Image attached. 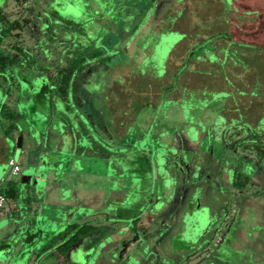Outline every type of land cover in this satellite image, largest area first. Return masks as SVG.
Here are the masks:
<instances>
[{
    "label": "rangeland",
    "instance_id": "374dc122",
    "mask_svg": "<svg viewBox=\"0 0 264 264\" xmlns=\"http://www.w3.org/2000/svg\"><path fill=\"white\" fill-rule=\"evenodd\" d=\"M153 1L29 0L31 10H24L22 15V12H17L9 16L12 20L20 22L18 42L22 49L26 50V59L31 63L23 71L16 70V85L8 100V104L14 110L15 97H18L17 87L20 86L22 96L19 99L22 105L18 104V107H21L24 116L16 122L17 133L12 131L8 134L9 144L5 153L18 160L20 171L16 175L9 176L7 165H1L4 167L2 189L9 182L17 185L16 180L20 181L24 175L29 176L31 170L35 173L33 177L40 176L42 179L39 182L46 183L47 172L57 161H59V167L56 173L59 178L63 173L76 170V175H73L74 181L78 188L82 187L76 192V204L83 206V201L90 192L86 207L87 210L90 207V211L97 213L91 217V222L80 220V212L73 215L71 220H79L78 225H91L94 228L89 234L80 236L65 251L61 252L58 248L60 256L58 264H264V256L251 259L256 242L250 239L255 235L264 239V229L258 228V212L260 214L264 212V118L259 122L262 126L256 128H247L242 120H237L236 126H234L235 121H232L230 125L233 127L215 128L221 134L218 135L210 150L209 145L204 144L206 142L202 137L205 136V132L203 131L200 137L204 143L197 144L198 140L194 141L196 138L189 135L191 131L188 125L193 123L195 125V119L200 116V112L203 117H209L211 109H205L206 111L202 112V108L209 103L215 104L214 111L221 110L223 104L224 106L236 104L235 89L231 90V95L217 93V91L206 93L200 90L197 96H193L189 91L188 97L181 105V109H184L182 113L179 112L180 105L177 106V103H172L169 108L164 102V95L169 92H173L172 96L176 97L175 91L181 84L189 87L195 86L196 82L198 85L202 84V80L193 74H185L183 78L179 76L180 69L187 66L190 58L196 59L199 63L194 64V69L186 68L187 72L200 75L201 71L198 70L202 68V64H206L204 58H207L210 64H206V68L229 78L228 64H225V61L222 63L217 60L212 61L211 55L215 50L211 41L219 37V34L212 33L210 26L205 28L212 23L214 14L221 12L222 1L183 0L181 4L179 0H155V7ZM143 4L146 7L150 4L151 7H142ZM16 5L15 0H9L2 5V9L6 7L7 13L10 14L18 10ZM198 5H204V7H198ZM196 7H198L197 16L192 13L195 12ZM165 8H167L165 14L161 16ZM181 8L182 15L178 13ZM150 11L151 15H149ZM171 11H175L172 16L175 18L167 19L164 15L171 14ZM190 12L192 14L188 16L187 13ZM159 16L163 18L160 19ZM192 17L202 20L198 23L204 29L200 30L198 37L193 35L194 32L185 31L187 34L180 42L184 34L182 35L179 30L165 29L168 23L174 22L173 27L186 30ZM22 18H28V22L24 23ZM145 18L147 23L144 22ZM65 21L71 23L67 25ZM155 26L159 31L151 33L150 29ZM47 27L50 28V32ZM78 27L85 30L89 42L86 39L81 40L77 31ZM208 34L210 36L204 40L202 46H192ZM225 37L228 39L227 36ZM76 42H80L77 44L80 46L83 43H92L93 47L104 50L105 54L111 55V58L106 62H100L97 59L87 60V64L77 76L80 84L78 90L70 92L65 101L61 102L56 97L53 100V97L51 98V102L55 101L53 104H50L49 100L43 101L41 99L43 95L46 99L49 96V92L42 88L43 84L48 83V79L46 72L40 69V65L47 67V63L57 58L60 60L59 63L63 64L65 58L72 55L73 44ZM145 49L149 52L145 53ZM184 52L183 67H181L177 64V60ZM180 61H178L179 64ZM197 66H199L198 70ZM175 67L176 70L178 69L177 73L168 75V72H172ZM241 67L243 68V65ZM121 76H124L122 80ZM155 78L160 81L154 80ZM226 78L224 81L232 87ZM159 87L161 89L158 90ZM237 93L241 95L240 92ZM225 96L228 97L224 98ZM252 96L255 95L252 94ZM26 98L28 101L26 105H23ZM156 98L159 102L161 101L160 104L158 102L155 104ZM186 102L189 103L188 106ZM204 102L207 104L205 105ZM239 109L241 108L237 103V109H234L236 116L237 111L241 112ZM154 114L160 116L156 122H159L160 126L156 125L155 129L167 132L157 135L162 138L160 140L162 143L165 142L168 145L180 139L178 136L184 135L183 140L188 141L189 144L182 143V145L185 147L189 145L193 150H198V157L197 154L192 153L197 158L190 157L192 155L189 152H181L180 156L189 155V159L183 158V160L180 157L177 161L180 163L184 161V166L194 170L196 161L202 163L201 168H197L198 176H201L196 185L199 190L197 192V189H193L188 202V207L192 211L196 206L191 198L192 195H197L198 204L202 207L198 206L199 210L192 216L184 215L186 220L184 227H179L180 223L177 221L178 217H181L182 202L177 204L168 202L171 185H167V181L164 183L161 199L158 190H149L151 185L153 186V176L141 163V159H136V156L134 158V155H131L132 158H122L116 150L104 158L96 155H73L71 149L67 148L71 140L65 141V138L62 140V134L56 132L53 126L57 121L66 120L68 121V123L64 122L66 126L70 124L74 130L75 128L79 130L78 127H82L81 123H86L91 127V135H95L106 145L115 149L121 146L124 140L140 138L137 126L150 124ZM62 117L63 120H61ZM184 123H187V126ZM216 123L219 125L222 120L217 119ZM242 125L246 127L245 131H250L248 137L243 135ZM100 127H103L104 132L100 130L101 133H99ZM47 130H52L57 140L54 136L49 137ZM21 132L23 143L20 148H17L15 141ZM133 133L136 135L133 136ZM228 139L227 149L222 150L223 144ZM147 145L139 146L140 148L137 149L143 152L139 151L137 155L152 157L153 141ZM39 154H43V158H40ZM173 155L178 156L179 153H173ZM74 156L75 159H73ZM234 157L237 159L235 160ZM162 162L165 161L161 160ZM198 162L197 164L200 165ZM230 162L232 163L230 179L243 183L241 189L231 185L226 188L222 183L223 171L227 172L225 167ZM193 177L197 178V176ZM243 180L244 182H241ZM97 187H101L98 194L95 191ZM187 188L190 191L192 189L188 186ZM187 188L185 186V193ZM48 198L45 202L50 205L46 204L47 206L42 207L44 218L40 225L47 224L46 216L49 215L47 211L56 204L55 199ZM243 198L247 200L245 204L241 202ZM9 201L10 199H6L0 215L8 216L7 202ZM89 203H93L92 207ZM158 204H162L161 207ZM258 204H260L259 207H257ZM149 212L153 214L152 218L149 217ZM223 213H225L224 216ZM139 214L141 215L135 222V230L132 232L126 230L131 223L128 217L132 218ZM106 216L108 219H103ZM117 222L120 224L117 225ZM159 223L162 224L161 227L158 226ZM143 225L147 226L146 232L139 229ZM128 232H130L129 235ZM5 233L7 234V232L3 234ZM68 234L69 232L66 231L65 237ZM245 236L246 242L242 240ZM7 239L11 241L13 237L10 236ZM261 242V251L264 252V243ZM56 256V254L47 256L50 260L39 264H57Z\"/></svg>",
    "mask_w": 264,
    "mask_h": 264
},
{
    "label": "crops",
    "instance_id": "0c3cea01",
    "mask_svg": "<svg viewBox=\"0 0 264 264\" xmlns=\"http://www.w3.org/2000/svg\"><path fill=\"white\" fill-rule=\"evenodd\" d=\"M179 1L182 4L183 0H179ZM221 1H222V4L220 6L221 12H217V14L215 13L216 15L214 14V17L212 18L211 21L212 23L206 26L205 28H209L210 26L212 33L214 32L219 34V37L211 41V44L213 45V49L215 50L214 54L212 53L211 55L213 57L212 61L214 62L217 60L220 61L221 63L225 61V64H228V66L230 67V72L228 73L229 78H226L223 74H221L220 76L215 71L210 70V68H206L205 65L210 64L209 62H207L208 61L207 58H204L206 64L205 65L202 64V68L200 70H198L199 66H197L198 71H201V73L206 72L207 74L200 73L199 75V73L197 74V73L187 72L186 68L189 67L191 69H194L193 67L194 64L196 65L199 62L196 59L192 60L193 58H190L187 66L183 67L182 57L185 54L184 52L181 55V58H178L177 60V64L183 67L182 70L180 69L179 71V76L183 78L185 74H193V76H197L198 79L202 80V84L198 85L196 82L197 86L195 85L192 87H189L187 85L184 86L181 84L179 85L178 90L175 91L176 97L172 96L173 92H169L167 95L166 94L164 95V102L168 104V106L166 107L169 108L171 107L172 103H177L176 104L177 106L180 105V108L178 107V110L180 113H182L184 109L183 108L181 109V105L182 102H185V99L188 97L187 94L189 91L192 92L193 96H197L200 90L206 93H210V92L212 93L213 91H217V93L222 92L225 95H231L232 94L231 90L235 89L234 94L236 93V96H234V99L242 110L239 109V111L241 112L239 113L237 111V116H236L234 113L235 112L234 109H237V103L228 104V106H224L223 104L224 107L222 106L221 110L218 109V111L217 110L214 111L213 109L214 108L213 106H215L214 103L207 104V102H204L205 105L207 104L206 107L208 108L203 107L202 112L204 113V111H206L205 109H211V114L209 115V117L208 118L205 116L203 117L200 112L199 113L200 116H198V118L195 119V125L194 123L188 125L189 126L188 128H193L194 130L198 128V130H196L197 132L201 130L202 132L203 131L205 132V128L213 124L214 125L216 124V126L233 127L230 125V123L232 121L233 122L235 121L234 126H236L238 124L236 123L237 120L239 121L242 120L247 128H256L262 126V124H259V122H261L262 118H264V114H263L264 113V106H263L264 104V0H221ZM225 1L227 3H225ZM5 2L8 3L9 0H2L0 3V9H2V5H5ZM170 7L171 9H173L172 6ZM198 7H204V5H198ZM198 7L195 8V12H192L193 15L194 14L196 16L198 15L197 13ZM205 7L207 6L205 5ZM16 8H18V10H16L15 12H11L13 11L11 10L10 14L7 13L6 7L4 8L5 11L3 9L2 10L6 14H8L9 20H12L11 17H9L10 15H13L17 12L19 13L22 12L21 13L22 15L24 13L23 11L26 10L25 7H24L25 9H23V7L19 5H16ZM166 9L167 8H165L164 10V14ZM181 10L182 8L178 11V13L182 15ZM174 13L175 11H171V14L170 13L166 14L167 16L165 15V17L167 19L175 18L172 17ZM192 13L191 12L187 13V15L191 16ZM193 17L191 21L188 22V27H186L188 29L186 30L173 27L174 22L172 24L168 23L166 29L168 31L179 30L182 35L184 34L181 37L180 42L187 34V32L185 31L194 32L193 35L195 37H198L199 33L201 32L200 30H203L204 28L198 23L202 20L201 19L196 20ZM193 25L194 27L192 28ZM209 36H210L209 34L205 35L203 38L198 40L192 46L195 45L202 46L204 40L209 38ZM225 36H227L228 39ZM209 54H211V52ZM178 61H180V64L178 63ZM167 62H166V70H167ZM242 65L243 68L241 67ZM176 71L177 70L175 67L172 70V72L171 71L168 72V75ZM128 74H133V72ZM122 78H124V76H122ZM224 78L229 80V83L231 84L232 87H229L227 85V83L224 81ZM154 80L160 81L157 80V78H155ZM17 88L18 90L16 95H18V97L17 98L15 97L16 108L14 110L16 112H19L22 116H24L21 107H18V104L19 106L22 105L21 99H19L22 96L21 94L22 92L20 90V86ZM159 89H161V87H159L158 90ZM237 92H240L241 95L238 94ZM252 94L255 96H252ZM201 96H203V94ZM227 97L228 96H225L224 98ZM8 99L9 96L6 95L2 100L6 101ZM158 100L159 99L156 98L155 104H157V102L160 104L161 101L159 102ZM27 101L28 99L23 103V105H26ZM253 103L256 104L253 105ZM186 104L187 106L189 105V103L187 102ZM192 107L193 106H191V108ZM199 107L201 108V106ZM156 117H160V116L156 115ZM217 119H221L222 123L218 125L216 123ZM184 124L187 126V123ZM148 126L149 124H147V126L139 125V127H141L142 129H146ZM243 127L244 128L241 127L243 129L242 131L243 135L248 137L250 131L248 132L247 130L245 131L244 129L246 127L245 126ZM100 128H98L99 133L104 132L103 127ZM77 130L75 132H80ZM14 132L15 134L17 133L16 130ZM46 132L49 137L54 136V139L56 138V135H54L52 130L51 131L47 130ZM70 133H71L70 131H65L64 135H66V138L62 136V140H64V138L65 141L68 139L71 140V137L69 136ZM7 136L8 134L4 135L2 133L0 127V179L3 178L4 176V167H1V165L6 166V159L8 157H12L5 154L8 148L7 145L9 144V139L7 138ZM251 138L252 137L250 136V140ZM55 140H57V138ZM227 141L229 143V139ZM22 143H23V133L21 132V144ZM148 143H151V140L150 142L148 141ZM68 144L69 145L67 148L71 149L73 155H76V151L74 149V143L71 141ZM90 149H91L90 151L93 152L94 155H96L99 158L102 157L104 158L109 156L108 153L103 152L96 145H91ZM139 151L140 150H138L137 152ZM149 151H151V149H149ZM137 152H134L133 154L134 158L135 156L137 157L136 159L148 157V156H142L141 154H140L141 156H139L137 155ZM39 156L40 158H43V154H39ZM89 156H92V153L89 154ZM120 157L132 158V156L129 155V153L127 155L122 154ZM73 159H75V156L73 157ZM236 159L237 158H235V160ZM41 162H43V160H41ZM67 162L68 161H66V163ZM231 162L227 167H225L227 169V172L223 171V175H222L223 178L221 179L222 182L223 181L225 182L226 180L230 181L231 164H232ZM58 167H59V161H57L53 165L51 170L47 172L46 183L39 182V180L42 179V177L40 176L38 178L33 177V174H35L33 170L30 171L29 176L24 175L22 176L20 181L16 180L17 181L16 187L19 191V196L22 198L27 197L30 199L29 201L10 200L9 202H7V206L9 207L8 208L9 214H7L8 216H4L3 214L0 215V250H1L0 264H30V262L32 264H39L40 262L42 263L48 261V259L50 260V258H48L47 256H54L55 254L57 255L55 258L57 263L58 259L60 258V256L58 255V246L61 243L62 238L65 236V235L63 236V231L65 227L69 224H77V222L79 221V220L76 221V219L72 221L71 219L73 215H76L77 212H80L81 213L79 216L81 217L79 218L80 220L83 219L86 222H91L92 221L91 217L97 213L92 210L90 211L91 209L90 207L87 210L86 200L90 199L89 196L90 192L88 193L86 200L83 201L84 203L83 206H77L76 204L77 203L75 199L76 192L80 191L82 188V187L78 188L76 182L74 181L73 175H76L75 172L76 170H73V172L71 173L69 172L63 173L61 171V174L63 173V175L59 178L56 173ZM90 176L91 175L89 174V177ZM1 182L2 181L0 180V190L3 187V184H1ZM225 186L226 188H228L229 185L226 184ZM100 188L101 187H97L95 189L97 194L99 193ZM48 197L51 199H55L56 204L52 205L51 209L47 211L49 212V215L46 216L47 224L40 225V223L44 218V215H42V207L47 206L46 204L50 205L49 203L45 202V199ZM244 198H246V196ZM92 204L93 203H89V206L92 207ZM195 206L196 207L199 206L200 208L202 207L198 203ZM196 207L192 209L193 212L195 211L197 212L199 210V207L197 209ZM2 209L3 207L0 210ZM224 214L225 213H223L222 215L224 216ZM258 218H259V212H258ZM103 219L105 220L108 219V216L104 217ZM99 221H101V219ZM119 224L120 223L117 222V225ZM115 227L117 228V226ZM11 229L13 232L11 231ZM126 230L132 232L130 225L127 226ZM4 232H7V234L6 233L3 234ZM8 232H12L13 234L12 233L8 234ZM90 232H88L87 234H89ZM130 232H128V235ZM10 236L13 237L11 241L7 239ZM5 238L7 240H5ZM250 239H253L254 243L256 242L255 248H253L255 249L253 250V253L254 252L255 253L251 256V259H254V257H258V258L263 257L264 252L261 251L260 243H262L261 241H263L264 243V239L258 237V235L250 237ZM242 240L243 241L247 240L246 236Z\"/></svg>",
    "mask_w": 264,
    "mask_h": 264
},
{
    "label": "trees",
    "instance_id": "16d2710c",
    "mask_svg": "<svg viewBox=\"0 0 264 264\" xmlns=\"http://www.w3.org/2000/svg\"><path fill=\"white\" fill-rule=\"evenodd\" d=\"M15 3L19 6H22L23 9L26 8V10H31V7L29 6L30 5L29 0H15ZM155 3L156 1L154 0L153 1L154 7H155ZM142 7H146V6L144 5ZM149 7H151L150 4H148L146 8H149ZM151 13L152 12L150 11L149 15H151ZM163 14H164V11L161 14V16H163ZM161 16H159L160 19L163 18V17L161 18ZM22 21L24 23H27L28 18H22ZM145 21H147V18L144 19V22ZM70 23H71L70 21H67V22L65 21V24L67 25ZM77 25L79 26V24ZM47 29L50 32V28L47 27ZM19 30H21L20 22L18 20H9L8 14H6L5 12H3L2 9H0V96H1L0 97V127L4 135L9 134L10 132L15 131L17 129L16 122L22 116L19 112H16L15 110H13L12 107L8 104L9 102L8 100L12 96V93H11L12 89L16 85V80H15L16 70L23 71L27 68V65L31 63L29 60L26 59V54H25L26 50L22 49L20 43L18 42V35H19L18 31ZM77 31L79 33L78 35L81 38V40L86 39V41L89 42V39L86 36L87 33L85 32V30H82L81 28L78 27ZM157 31H159L157 26L150 29L151 33H154ZM79 43L80 42H76V44H73L74 48L72 50V55L69 57H66L63 64H60L59 63L60 60L57 58L55 61L47 63L46 64L48 65L47 67H44L45 65L43 66L40 65L41 66L40 69L46 72V76H47L46 78L48 79V83L43 84L42 88L45 89L47 92H49V96L46 99V97L43 95L41 97L43 101L49 100V102L53 104V102L55 101L51 102V98L53 97L52 98L53 100L56 97L57 99H59V101L62 102L67 99V96L70 92L71 93L76 92L78 90V86H80L77 76L87 64L86 63L87 60L97 59L100 62H106L110 60L111 58L110 54H105L104 50L98 47H93L92 43H87V44L83 43L82 46L77 45ZM147 51H148L147 49L144 50L145 53H147ZM128 73H131V72H128ZM174 73H177V72H173L172 74ZM122 79L123 78L121 76V80ZM6 95L9 96V99L6 101H3L2 99ZM156 115L157 114L153 115V117L151 118V122L146 129H142L141 127L137 126L138 134L140 135V138L138 139L132 138L130 141L124 140L123 141L124 143L122 142V145L115 147V149L106 145L103 142V140H101L98 137H95V135H91L89 133L91 127L87 126L86 123H81L82 127L81 126H80L81 128L78 127L82 129V130L80 129L78 130L80 132H75L77 129L75 128L74 130V128H72L70 124L66 126L64 123L66 120L57 121L53 126L55 128V131L61 133L62 136L65 138H66V135H64V132L70 131L71 133L69 136L71 137V141L75 144L74 149L76 151V154L77 155L81 154L83 156H89V154L91 153L92 155H94V153L90 151L91 145L98 146V148H100L103 152L108 153L109 155L113 154L115 150L120 155L122 154L127 155L128 153L129 155H133L134 152L138 151L137 148L147 145L148 141L150 142V140L153 141V144H154L153 155L154 156L152 155V157L150 156L146 158L145 157L141 158V163L150 171L151 176H153L152 178L153 186L151 185V188H149V183H148V188L149 190L151 189V191L158 190V193L161 199V194L163 191L162 189H164L163 188L164 183L167 181L166 182L167 185H171L168 202H170L171 204L172 203L177 204V202H182L183 205L181 206L182 210L180 212L181 217H178L177 221L178 223H180L179 227L181 226L184 227L185 222H186V220L184 219V215L191 216L193 213H195L193 211L191 212V209L188 207V202L190 201V195L193 189L195 190L197 189L196 185L199 183L198 180L201 177L200 175L198 176L199 172L197 168L200 169L202 163L196 161L194 164L196 165L195 166L196 169L194 170V169L188 168V166H184V161H182L181 163L177 161V159L180 157L182 159L185 158V160L189 159V155L187 157H185V155L180 156L181 152H185V153L189 152L192 155V153L197 154L198 150H195V149L193 150L189 145L186 147L182 145V143L189 144L188 141L183 140L184 135L178 136L180 139H178L177 141L174 140L168 145L166 143H162L160 141L161 137L157 135L165 134L167 132L157 131V129H155L156 125L160 126L159 122L156 123L158 119ZM61 120H63V117L61 118ZM66 122L68 123V121ZM85 126H87V128ZM215 128H217L216 124L210 125L209 127L205 128V134H204L205 136H202L203 135L202 131L197 132L193 128H190L189 130L191 132H189V135L192 138L193 137L196 138L194 141L198 140L197 144L203 142L202 140H200V137L202 136L206 142V143L204 142L203 143L208 144L211 150L213 148L212 144L217 139L218 135L221 134L220 131L216 130ZM135 135L136 134L133 133V136ZM187 139L189 140V138ZM21 146L22 144L20 145V147ZM205 149L207 150L208 147H206ZM226 149H227V140L222 146V150H226ZM173 153H179V155L175 156L173 155ZM210 155L213 156L211 152H210ZM198 156L199 155L197 154V157ZM190 157L197 158L196 155H192ZM161 160H164L165 162L161 163ZM170 161L172 162L174 161V163L172 162L170 163ZM197 162L200 165H198ZM258 162L260 163V161ZM241 173L242 171L240 172V174ZM193 176H197V178H194ZM241 182H244V180ZM222 183L223 185L228 184L238 189H241L243 185V183H240L239 181L234 182V180L232 179H230V181H227V180L225 182L223 181ZM185 186L186 188L187 186L192 187L191 191L189 188H187V193H185L186 192ZM198 190L199 189H197L196 191L198 192ZM0 193L4 196L5 199H10L12 201H15L18 199L20 201H29L30 199L27 197L22 198L19 196V191L14 182L7 183V185L3 189L0 190ZM246 201H247L246 199H243L241 202L245 204ZM161 205L159 207H161ZM259 205L260 204L256 206L259 207ZM148 214H149V217L151 216L152 218L153 214L151 212H149ZM140 215L141 214L137 216H133L132 218H130L131 216L128 217L131 222L130 228L133 231L136 228L135 222H137L138 218H140ZM258 223H259L258 228L264 229V212L263 214H260L259 212V222ZM160 225L162 226V224L159 223L158 226ZM93 228L94 227L91 225H88V226L78 225V224L67 225L64 229L63 236L65 235L66 231H68L69 234L66 237L64 236L65 238L62 236L63 238L58 248H60L61 252L65 251L69 246L74 244L80 236L87 234L88 232L93 230ZM139 229L141 231L143 230L144 232H146L147 226L143 225ZM250 252H251V249H250Z\"/></svg>",
    "mask_w": 264,
    "mask_h": 264
},
{
    "label": "built area",
    "instance_id": "2783aa9c",
    "mask_svg": "<svg viewBox=\"0 0 264 264\" xmlns=\"http://www.w3.org/2000/svg\"><path fill=\"white\" fill-rule=\"evenodd\" d=\"M6 165L9 168V176L16 175L20 171V166L17 160H15L13 157H8L6 159ZM1 181H4V178L0 179ZM5 202L4 196L0 193V209L3 207Z\"/></svg>",
    "mask_w": 264,
    "mask_h": 264
},
{
    "label": "water",
    "instance_id": "95a60500",
    "mask_svg": "<svg viewBox=\"0 0 264 264\" xmlns=\"http://www.w3.org/2000/svg\"><path fill=\"white\" fill-rule=\"evenodd\" d=\"M220 127L222 126H217V129H219ZM21 145V134H19L16 138V141H15V146L17 148H19ZM197 195H192V198H191V201L193 202V204L197 205L198 201H197ZM190 202V201H189Z\"/></svg>",
    "mask_w": 264,
    "mask_h": 264
}]
</instances>
